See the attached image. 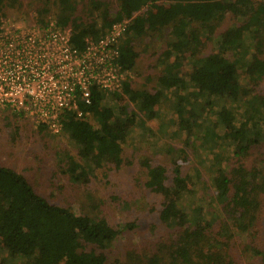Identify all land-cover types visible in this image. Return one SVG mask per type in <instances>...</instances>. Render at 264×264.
<instances>
[{"label":"trees","instance_id":"16d2710c","mask_svg":"<svg viewBox=\"0 0 264 264\" xmlns=\"http://www.w3.org/2000/svg\"><path fill=\"white\" fill-rule=\"evenodd\" d=\"M38 2L37 22L45 25L54 4L56 25L69 29L79 52L131 18L119 41L118 62L127 72L138 56L135 41L148 33L170 39L156 60L155 90L133 89L128 78L116 91L93 86L88 104L77 99L81 116L62 114L61 131L76 149L61 165L70 183L86 186L97 170L120 168L129 134L137 125L153 134L147 122L159 117L169 94L171 120L155 126L184 146L159 152L170 170L140 159L136 180L161 198L165 228L149 249L120 245L134 223L113 224L101 199L93 197L91 213L74 212L0 164V264H264V0ZM20 4L0 0V12ZM228 19L233 24L221 28Z\"/></svg>","mask_w":264,"mask_h":264},{"label":"rangeland","instance_id":"374dc122","mask_svg":"<svg viewBox=\"0 0 264 264\" xmlns=\"http://www.w3.org/2000/svg\"><path fill=\"white\" fill-rule=\"evenodd\" d=\"M38 1L21 0V4L16 7L4 8L0 12V33L15 34L41 27L34 16ZM54 7L53 4L52 10L44 17L45 24L55 21ZM231 24L233 20L228 19L221 28ZM167 39L168 35L161 37L148 33L133 43L138 56L133 69L127 74L133 89L153 91L158 87L156 76L160 66L156 60L165 50L166 42L170 40ZM208 50H214V44ZM190 62L188 57L183 60V70L189 68ZM259 90L264 94V83ZM173 100V95L169 94L168 100L162 104L163 110L159 117L153 124L147 122L153 134L141 129V125L133 128L123 146L125 162L120 168L97 170L86 186L73 185L61 171L65 153L76 154L74 145L62 131L55 132L46 124H43L45 129H39L41 123L25 112L0 105V164L22 173L43 197L59 205L72 206L74 212L89 213L88 204L94 203L93 197L101 199L104 206L100 210L113 224L122 225L127 221L134 223L133 229L120 236V245L127 248L139 245L149 249L155 236L165 233V228L158 220L161 198L146 191L136 177L139 179V171H142L139 162L143 157H148L155 164L165 165L170 170L168 157L159 152L169 144L177 148L184 146L179 137L171 139V132L162 133L155 126L171 120L169 107ZM91 123L94 124L93 121ZM187 151L190 153V149ZM190 168V165H185L184 173H190Z\"/></svg>","mask_w":264,"mask_h":264},{"label":"built area","instance_id":"2783aa9c","mask_svg":"<svg viewBox=\"0 0 264 264\" xmlns=\"http://www.w3.org/2000/svg\"><path fill=\"white\" fill-rule=\"evenodd\" d=\"M130 22L126 18L112 24L98 40L87 41L81 52L72 47L69 29L55 21L15 34L0 33V105L61 131L65 111L82 115L78 97L88 104L91 87L116 91L127 79L118 56Z\"/></svg>","mask_w":264,"mask_h":264}]
</instances>
